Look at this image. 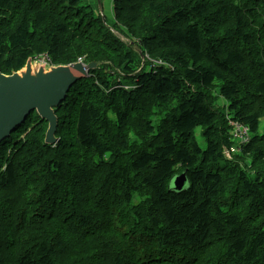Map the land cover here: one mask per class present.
Instances as JSON below:
<instances>
[{"label": "trees", "instance_id": "trees-1", "mask_svg": "<svg viewBox=\"0 0 264 264\" xmlns=\"http://www.w3.org/2000/svg\"><path fill=\"white\" fill-rule=\"evenodd\" d=\"M112 6L0 0L3 73L96 63L56 143L36 111L0 142V264H264V0Z\"/></svg>", "mask_w": 264, "mask_h": 264}, {"label": "water", "instance_id": "water-1", "mask_svg": "<svg viewBox=\"0 0 264 264\" xmlns=\"http://www.w3.org/2000/svg\"><path fill=\"white\" fill-rule=\"evenodd\" d=\"M95 67V62L53 65L31 57L21 69L11 74L0 69V142L36 111L49 122L46 142L56 143L59 119L55 107L66 99L71 87ZM173 182L176 190L184 189L186 172Z\"/></svg>", "mask_w": 264, "mask_h": 264}, {"label": "rangeland", "instance_id": "rangeland-1", "mask_svg": "<svg viewBox=\"0 0 264 264\" xmlns=\"http://www.w3.org/2000/svg\"><path fill=\"white\" fill-rule=\"evenodd\" d=\"M89 1L91 4L95 3V5H97L99 11L103 14H105L108 18H113L114 14H113V0H87ZM5 20H0V25L4 24ZM135 41H139L137 39L133 40L132 42L135 43ZM147 57V55H145ZM128 89L130 87H127ZM227 103V101L224 98H220L219 99V104L221 106H224ZM155 113L151 119H154L155 124L158 122V119L160 116H158V110H155ZM263 129H264V122L262 123ZM132 137L135 139L137 137V134L135 132L131 133ZM195 138L196 140L200 143V145L203 148H206L207 143L205 140V137L203 136V132H202V127H198L195 131Z\"/></svg>", "mask_w": 264, "mask_h": 264}, {"label": "built area", "instance_id": "built-area-1", "mask_svg": "<svg viewBox=\"0 0 264 264\" xmlns=\"http://www.w3.org/2000/svg\"><path fill=\"white\" fill-rule=\"evenodd\" d=\"M35 59L53 64L52 58L47 53L38 55L35 57ZM232 124L234 125L235 138H237L241 143L250 139V130L247 126H244L239 122H233ZM233 150H235V148H233ZM227 153L229 154V151H227Z\"/></svg>", "mask_w": 264, "mask_h": 264}, {"label": "clouds", "instance_id": "clouds-1", "mask_svg": "<svg viewBox=\"0 0 264 264\" xmlns=\"http://www.w3.org/2000/svg\"><path fill=\"white\" fill-rule=\"evenodd\" d=\"M49 55V54H48ZM50 56V55H49ZM36 57V56H35ZM35 57H34V60H38V59H35ZM51 57V56H50ZM52 58V57H51ZM40 61H42V60H40ZM52 61H53V59H52ZM83 63V62H82ZM50 64V63H49ZM53 65H55L54 63H53Z\"/></svg>", "mask_w": 264, "mask_h": 264}]
</instances>
